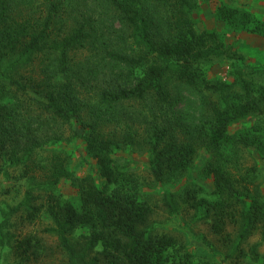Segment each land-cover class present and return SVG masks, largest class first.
<instances>
[{"label": "trees", "instance_id": "16d2710c", "mask_svg": "<svg viewBox=\"0 0 264 264\" xmlns=\"http://www.w3.org/2000/svg\"><path fill=\"white\" fill-rule=\"evenodd\" d=\"M33 1L0 0V175L21 170L19 176L33 185L20 202L1 208L0 246L10 244L28 264L38 259L42 239L12 232L10 217L23 211L26 220L35 221L46 212L65 264H211L195 260L175 235L154 229V208L139 177L116 164L115 150L140 141L134 128L139 122L154 183L178 180L207 151L204 168L213 177L215 199L198 197L190 186L180 195L224 242L235 241L243 252V243L264 223V194L258 185L251 188L250 173L229 168V129L242 118L264 114V84L246 79L239 68L231 79L208 77L206 64L232 54L217 32L197 28L193 10L200 0H46V14H38ZM216 13L235 28L264 36V20L248 10L222 3ZM176 82L199 95L195 123L177 119ZM238 85L242 91H236ZM150 97L146 110L143 102ZM133 101L141 106L131 111L126 103ZM121 121L123 136L117 129ZM77 123L89 129L87 148L103 184L76 176L68 155L46 147L66 138L67 126L77 135ZM240 141L264 149L261 139ZM63 178L78 187L77 204L54 193ZM35 186L47 189L44 202ZM180 195L164 193L171 213L178 211ZM230 223L238 226L237 238ZM80 228L86 232L75 239ZM251 252L258 256L257 245Z\"/></svg>", "mask_w": 264, "mask_h": 264}, {"label": "rangeland", "instance_id": "374dc122", "mask_svg": "<svg viewBox=\"0 0 264 264\" xmlns=\"http://www.w3.org/2000/svg\"><path fill=\"white\" fill-rule=\"evenodd\" d=\"M94 2L96 0H93ZM46 0H35L30 6L38 11V14H46L48 8ZM227 4L233 7L248 10L256 20H264V0H200L193 10L196 20V26L199 30L215 31L225 47L230 50L231 56L214 57L206 64L207 75L212 80H227L234 77V72L239 68L245 72V78L255 84H264V36L241 28H235L226 21L219 18L216 10L218 5ZM25 8H29L25 5ZM175 84L176 93L181 97L176 112L177 119L184 124L197 122L199 116V95L192 90ZM236 91H242L241 87L236 86ZM208 96L214 100L220 99L218 93L207 91ZM230 99V96H227ZM152 97L148 99L147 105L143 102V107L149 109L152 103ZM130 110L141 106V102H127ZM161 116L164 109L159 112ZM85 118L90 117L85 113ZM77 135L72 134V129L67 126L66 138L60 140H51L46 147L50 151H58L68 155L70 170L79 177L86 175L94 178L96 183L103 184L105 179L100 174L97 160L90 154L87 148L86 134L89 129L77 123ZM126 122L121 121L118 126V132L121 136L125 133ZM110 125L107 130L110 129ZM137 128V137L140 140L134 144H129L115 150L114 157L116 164L124 170H129L139 177L142 183V189L146 193V198L154 208L150 218V224L157 232L169 233L175 235L182 244L190 251L195 260L200 263L211 264H264V223L243 243V252L236 247V242L226 243L212 230L211 221L207 218L198 216L196 209L190 207L188 202L183 201V194L187 186L196 190L198 197H206L214 200V180L209 175L204 166L209 154L202 149L196 158L192 168L181 176L178 180L154 183L149 173L151 152L149 145L144 141V127L139 122L134 124ZM233 135L232 142L227 148L229 157L228 166L235 172L250 173L251 188L258 185L264 194V149L253 141L261 139L264 142V114L252 115L242 118L233 123L229 129ZM72 135V136H71ZM247 137L252 144L245 145L240 141ZM11 176L0 175V220L3 215L1 208L9 205H15L20 202L28 187L31 185L27 178L19 176L21 170L10 168ZM39 180L43 176L38 175ZM255 184V185H254ZM33 185H31L32 187ZM34 191L40 194L39 202H44L47 198V189L45 187L35 186ZM61 200H70L77 204L79 201V189L70 179L63 178L53 189ZM166 191L178 192L179 209L176 213H171L163 201V195ZM25 212H19L10 217V229L17 235L36 234L42 239L43 248L40 250V257L33 259L29 264H65L66 254L59 247L58 237L55 233L48 231L54 221L46 213H42L35 221H28L24 218ZM229 231L233 238H237L238 226L230 223ZM86 232L80 228L76 230L75 239L82 237ZM13 242V241H12ZM257 245L258 256L251 252V248ZM0 264H28L22 258L18 257L13 247L8 244L0 246Z\"/></svg>", "mask_w": 264, "mask_h": 264}]
</instances>
